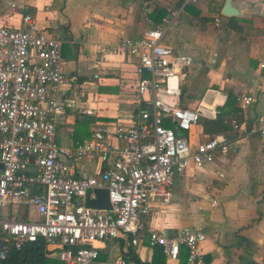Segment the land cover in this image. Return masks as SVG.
<instances>
[{
  "label": "built area",
  "instance_id": "obj_1",
  "mask_svg": "<svg viewBox=\"0 0 264 264\" xmlns=\"http://www.w3.org/2000/svg\"><path fill=\"white\" fill-rule=\"evenodd\" d=\"M171 15L140 40L123 38L108 45L96 63L102 70L109 56L130 58L141 102L136 122L113 129L99 125L89 140L73 148L57 142L59 119L68 107H75L61 95L69 82L63 42L41 30L31 14L22 15L19 29L0 27V218L8 211V218L0 220V237L7 243L0 250V264L9 249L19 251L40 239L64 264H97L96 243L106 240L130 237L137 246L147 230L150 204H171L176 176L214 163L217 155L237 150L244 138L264 137V116L234 124L236 140L217 134L194 145L184 135L202 117L215 119L217 106H182L181 84L193 59L164 43L177 12ZM221 23V18L215 20L217 27ZM95 78L100 80L99 74ZM239 101L248 107L255 99L244 96ZM83 113L97 115L95 110ZM84 161L97 162L105 170L98 176L80 174ZM95 189L109 191L111 209L86 206L88 191ZM21 207L27 209V221L18 220L20 211L13 215ZM32 211L35 217L30 219ZM206 239L204 232L190 228L173 238L153 231L149 246L161 248L170 261H177L185 249L189 264H209L202 248ZM109 264L133 263L120 257Z\"/></svg>",
  "mask_w": 264,
  "mask_h": 264
},
{
  "label": "crops",
  "instance_id": "obj_2",
  "mask_svg": "<svg viewBox=\"0 0 264 264\" xmlns=\"http://www.w3.org/2000/svg\"><path fill=\"white\" fill-rule=\"evenodd\" d=\"M228 1L0 0V27L19 29L22 15L31 14L41 30L63 42L64 73L69 82L61 95L64 103L75 107H68L59 119L57 142L73 148L89 140L99 125L113 129L136 122L141 102L130 58L109 56L102 70L96 63L108 45L123 38L140 40L147 30L171 18V12L177 16L164 43L193 59L181 84L182 106L196 109L203 104L223 110L231 91L238 100L244 96L255 99L248 107L238 101L242 124L264 116V0H231L241 13L234 17L223 15ZM217 18L222 19L219 27ZM231 19L241 29H234ZM84 110H95L97 115H86ZM204 119L213 118L202 117L192 132L184 134L194 145L211 136L203 131ZM223 134L231 140L238 138L235 129ZM237 146L235 151L217 155L212 164L191 167L176 176L171 204L158 200L150 204L147 230L139 245H133L130 237L96 243L100 249L97 264L120 257L137 264L133 256L151 262L154 249L149 246V233L163 232L173 238L184 228L206 234L202 248L209 264H264V137H247ZM79 168L86 176H98L105 170L88 161ZM48 251L50 258L57 259L53 247ZM164 264H189L187 251L183 249L177 261L166 258Z\"/></svg>",
  "mask_w": 264,
  "mask_h": 264
},
{
  "label": "trees",
  "instance_id": "obj_3",
  "mask_svg": "<svg viewBox=\"0 0 264 264\" xmlns=\"http://www.w3.org/2000/svg\"><path fill=\"white\" fill-rule=\"evenodd\" d=\"M230 24L234 29L238 27L237 20L231 19ZM237 24V25H236ZM237 96L233 92L227 93V99L223 106L221 118L204 119L202 122L203 131L207 135H217L230 132L234 129V124H242L244 122L242 109L239 106ZM22 221H27V217H23ZM154 249V257L151 262H143L138 257L133 256L132 259L137 264H164L166 257L163 250L159 247ZM4 264H64L60 260L50 258V253L46 249L45 242L40 239L37 242L26 243L21 250L9 249Z\"/></svg>",
  "mask_w": 264,
  "mask_h": 264
},
{
  "label": "water",
  "instance_id": "obj_4",
  "mask_svg": "<svg viewBox=\"0 0 264 264\" xmlns=\"http://www.w3.org/2000/svg\"><path fill=\"white\" fill-rule=\"evenodd\" d=\"M223 15L226 17H234L241 16V13L238 9H236L231 0L228 1ZM222 107L216 108V118H221ZM96 195V199H91L92 194ZM86 206L91 208H99V209H111V203L109 198V191L107 189H95L89 190L86 197ZM7 246L6 241L2 240L0 237V250L4 249Z\"/></svg>",
  "mask_w": 264,
  "mask_h": 264
},
{
  "label": "rangeland",
  "instance_id": "obj_5",
  "mask_svg": "<svg viewBox=\"0 0 264 264\" xmlns=\"http://www.w3.org/2000/svg\"><path fill=\"white\" fill-rule=\"evenodd\" d=\"M200 105V104H199ZM197 108V107H196ZM193 109V108H192ZM195 109V108H194ZM20 211V215H19V218H18V220L19 221H22L23 220V217H25V216H27L26 214H27V209H26V207H21V208H15L14 210H13V215L14 216H18L16 213L17 212H19ZM32 216L33 217H35V212L34 211H32ZM8 218V211L7 210H4V216H2L1 218H0V220L1 219H7ZM30 219H33L32 217L30 218ZM0 236H3V233H2V230H1V226H0Z\"/></svg>",
  "mask_w": 264,
  "mask_h": 264
}]
</instances>
